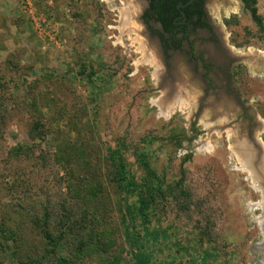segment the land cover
Here are the masks:
<instances>
[{
	"label": "rangeland",
	"instance_id": "rangeland-1",
	"mask_svg": "<svg viewBox=\"0 0 264 264\" xmlns=\"http://www.w3.org/2000/svg\"><path fill=\"white\" fill-rule=\"evenodd\" d=\"M141 4L137 32L103 0H0V264H264L263 192L234 151L242 133L264 155V35L240 0H208L238 94L213 111L193 93L167 113L185 74ZM121 141L135 179L138 148L178 185L148 224L113 181Z\"/></svg>",
	"mask_w": 264,
	"mask_h": 264
},
{
	"label": "flooded vegetation",
	"instance_id": "flooded-vegetation-1",
	"mask_svg": "<svg viewBox=\"0 0 264 264\" xmlns=\"http://www.w3.org/2000/svg\"><path fill=\"white\" fill-rule=\"evenodd\" d=\"M147 1L149 6L143 14L144 23L150 33L157 38L165 64H169L171 70L175 69L179 73H182L179 69L180 66L183 67L185 76L180 74L178 78H175L176 82L173 87L176 86L184 93L186 92V98L196 93L195 103L191 99L188 103L190 107L197 110L213 109L216 111L221 104H227L225 101L232 99L231 102H233L238 94L232 73L235 63L226 43L224 32L212 21L208 13V0H204L202 16L195 14L190 20L187 19L186 14L176 17L174 21L176 27L169 34L164 32L159 21L151 17L150 1ZM194 1L192 0V2ZM202 23L205 25H200ZM154 31L164 33V37L169 39V49H166L167 46ZM178 53L186 55V62L191 71L186 69L183 62L179 65L178 70L176 69L178 62L174 59ZM174 62L175 67H173ZM227 97L230 99L226 100ZM249 128L252 133L254 127L251 123ZM249 138L252 137L249 136Z\"/></svg>",
	"mask_w": 264,
	"mask_h": 264
},
{
	"label": "trees",
	"instance_id": "trees-1",
	"mask_svg": "<svg viewBox=\"0 0 264 264\" xmlns=\"http://www.w3.org/2000/svg\"><path fill=\"white\" fill-rule=\"evenodd\" d=\"M151 17L159 21L164 29L165 33H170L175 28V18L186 14L187 19L190 20L195 14L202 16L204 0H149ZM245 9L249 11L252 20L259 29V32L264 35V23L259 14L257 7V0H240ZM192 2V3H190ZM147 15H150L147 13ZM200 25H205L204 23ZM157 33L162 41L169 49L168 38L164 37V33L154 31ZM181 144L179 143V147ZM131 146L121 141L115 148L109 149L108 160L113 168V181L117 184L118 190L125 194V196H131L137 198L138 212L148 224L149 216L151 214V206L157 200L158 194L173 193L178 185L167 184L163 179L157 176L156 171L151 166L148 159V154L144 153L142 149L136 148L134 150V158L136 162L140 163L143 170L144 177L141 181L135 179L134 175H131L129 169V162L126 156V152L130 151ZM133 150V149H132ZM178 184V183H177ZM163 190V192H162ZM48 236V234H46Z\"/></svg>",
	"mask_w": 264,
	"mask_h": 264
},
{
	"label": "bare ground",
	"instance_id": "bare-ground-1",
	"mask_svg": "<svg viewBox=\"0 0 264 264\" xmlns=\"http://www.w3.org/2000/svg\"><path fill=\"white\" fill-rule=\"evenodd\" d=\"M105 3L108 4V6L113 9V10H118L120 13V29L123 31L134 29L136 30V26L138 27V25H136L135 19H137V17L139 16V14H141L142 12V4L140 0H103ZM138 32V30H136ZM143 46L145 45V49L149 50L147 48V44H145V42H143L142 44ZM157 65V64H155ZM181 79V78H180ZM170 91L171 94L169 95V97L165 98V95L163 96V99L161 100V102L163 103V111L167 112V107H169V102L171 100H175L174 102H179L178 105H183L184 101L186 99V92L184 93V91L178 89L176 86L172 87V89L170 88V85L166 88V92ZM187 102V100H186ZM175 105V104H173ZM161 106V107H162ZM172 107V106H171ZM169 107V109L171 108ZM177 107V106H176ZM170 112V111H169ZM253 147H248L245 142L240 141L237 143V149H234V151L237 150V154H242V158L239 157V160L242 164V167L247 169V171L250 172L251 178L253 180V182L256 184L257 186V180L256 178L253 176L256 174H258L256 171L258 170V172H263L264 173V157L260 156V154L257 153V150H253L251 149ZM242 159V160H241ZM257 159L258 163L255 162ZM252 168H251V167ZM255 167V168H254ZM255 169V170H254ZM255 172V173H253ZM260 174V173H259Z\"/></svg>",
	"mask_w": 264,
	"mask_h": 264
},
{
	"label": "water",
	"instance_id": "water-1",
	"mask_svg": "<svg viewBox=\"0 0 264 264\" xmlns=\"http://www.w3.org/2000/svg\"><path fill=\"white\" fill-rule=\"evenodd\" d=\"M141 2H143V4L144 5H146V6H144L143 5V8L145 9V7L147 8L148 6H149V2L147 1V0H141ZM172 87L173 86H171L170 85V88L172 89ZM171 94V92L170 91H168V92H166V95H165V98H167V97H169V95ZM174 101L175 100H171L170 102H169V106L171 105V104H173L174 103ZM171 107V106H170ZM168 111H171L170 109H168ZM168 113V112H167ZM238 141L240 142V141H243V142H245V144L250 148V147H253L254 148V150H257V153L258 154H260V156H263L264 157V155H263V153H262V151H261V149H260V151L258 150V148H256L254 145L255 144H258V146H259V143H260V140L259 139H257L255 136L254 137H252V138H248V137H246L245 135H243L242 133L239 135V137H238ZM237 141V142H238ZM237 144V143H236ZM236 144H235V148H236ZM253 148H251L252 150H253ZM255 162H257L258 163V161H257V159H256V161ZM251 167V166H250ZM252 168V167H251ZM255 168V167H254ZM255 170V169H254ZM258 174H256L255 172H253V173H255V175H253L255 178H256V180H257V187L263 192V197H264V173L262 172H258V170L256 171ZM260 173V174H259Z\"/></svg>",
	"mask_w": 264,
	"mask_h": 264
}]
</instances>
